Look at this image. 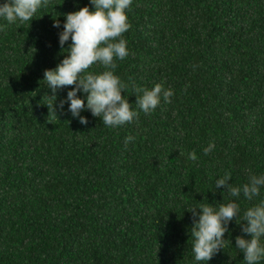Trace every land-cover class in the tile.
I'll return each mask as SVG.
<instances>
[{
  "label": "trees",
  "instance_id": "trees-1",
  "mask_svg": "<svg viewBox=\"0 0 264 264\" xmlns=\"http://www.w3.org/2000/svg\"><path fill=\"white\" fill-rule=\"evenodd\" d=\"M88 5L49 0L30 22L0 20V264H195L187 210L236 199L215 189L225 174L233 186L264 174V0H133L114 73L139 118L118 128L61 112L73 86L51 107L44 82L68 55L65 14ZM156 84L174 96L145 115L135 89ZM260 198L241 194V218ZM237 236L250 239L234 219L208 264H244Z\"/></svg>",
  "mask_w": 264,
  "mask_h": 264
},
{
  "label": "clouds",
  "instance_id": "clouds-1",
  "mask_svg": "<svg viewBox=\"0 0 264 264\" xmlns=\"http://www.w3.org/2000/svg\"><path fill=\"white\" fill-rule=\"evenodd\" d=\"M48 3L49 0H0V20L9 25L30 22ZM132 4L133 0H89L88 6L65 14L58 38L61 49L71 40L65 49L68 55L56 68L45 70L44 82L52 93L49 98L51 107L59 90L73 86L58 107L64 112V105L67 104L66 111L81 125L88 124L87 117L81 115L87 111L93 117H99L102 124L109 128H118L139 118V112L122 95L126 84L114 73L116 61H122L130 54L123 34L131 27L127 10ZM53 27L61 29L60 21L54 20ZM2 28L3 25H0ZM93 65L105 70L88 72ZM135 91L138 94L135 105L145 115L154 112L161 100L170 103L174 96L173 90L165 89L162 84H156L151 89L138 87ZM133 140L131 136L126 137L125 147ZM214 147V142H209L203 149L204 154L212 152ZM186 156L190 161L198 159L195 152ZM230 179V175L225 174L215 181L214 186L215 189L226 188V192L236 199L218 207L215 203H199L187 210L193 217L191 251L195 264H208L214 255L224 249V236L234 219L241 232L250 237L237 236L235 239V248L243 253L244 264L264 262V198H260L264 189V174H252L249 170L248 181L242 186H233L229 183ZM241 194L250 202L260 198L243 211L242 218L241 205L237 202Z\"/></svg>",
  "mask_w": 264,
  "mask_h": 264
}]
</instances>
